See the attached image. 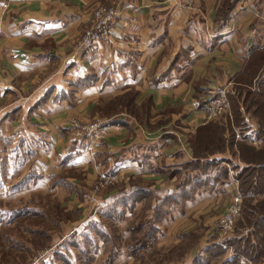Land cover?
I'll list each match as a JSON object with an SVG mask.
<instances>
[{
  "label": "crops",
  "instance_id": "0c3cea01",
  "mask_svg": "<svg viewBox=\"0 0 264 264\" xmlns=\"http://www.w3.org/2000/svg\"><path fill=\"white\" fill-rule=\"evenodd\" d=\"M97 5L117 12L108 40L63 70ZM263 50L264 0H240L226 15L222 0H0V140L22 139L37 158L51 151L83 178L150 177L151 162L191 158L185 128L202 118L198 105ZM73 118L103 121L107 137L74 142ZM55 181L88 190L79 177Z\"/></svg>",
  "mask_w": 264,
  "mask_h": 264
},
{
  "label": "rangeland",
  "instance_id": "374dc122",
  "mask_svg": "<svg viewBox=\"0 0 264 264\" xmlns=\"http://www.w3.org/2000/svg\"><path fill=\"white\" fill-rule=\"evenodd\" d=\"M222 1L224 6L229 3V0ZM98 7L111 6L97 5L88 12V19ZM261 53L264 57V50ZM262 65V70H264V63ZM234 83L233 80L229 90L235 87ZM234 97H236L235 101L238 98L239 103L244 102V105L239 104L244 108V111L242 110L240 115L236 114L235 118L233 117V126L247 124L249 135L252 136L257 130L256 121L253 120L251 114H245V108H249V104H253L250 107L251 110L249 109L252 111L258 104L251 103L253 98L248 94L241 95L240 92L239 94L236 92ZM234 97L232 96L233 99ZM230 112L231 107L229 106V111L224 114ZM257 114L261 115L264 120L262 110L257 111ZM221 116L206 119L205 114L202 113V118L193 119L188 123L185 128L187 145L184 147L185 153L187 148L192 156L190 144L198 128ZM73 120L82 124L93 121H82L76 118ZM166 129L168 128L162 127L150 134L156 138L162 133L161 131L167 133ZM240 129H235V143L242 141ZM22 141V139L0 140V209L7 215L8 211L13 212L19 209H30L40 212V214L24 216L8 224H5L4 221L0 222V264H49L55 252L65 254L62 248L68 249L73 264H84L79 259L82 257L80 254L90 256V264H192L196 257L203 256L208 245L214 242L221 245L224 240V237L220 239L224 233L219 232L216 225H220L229 209L232 196L236 194V191L238 192L235 178L241 172L243 164L237 159L238 150L236 148V158H230V161L222 164L228 170L230 177L229 183L223 189L218 186L213 192L197 195L183 209L172 210L162 224L157 225L152 221L153 211L151 209L155 205V199L150 202L149 209L144 207L147 204L145 202L135 204L130 211L124 213L120 221L118 219L115 223L103 220L101 215L119 198L116 196L113 199V196L118 192L127 194L133 188L146 187L156 191V194L163 195L172 191L179 181L175 172L181 173L180 179L192 177L193 174L186 168V161L189 159L186 155L180 152V155L165 162L150 161L153 167H146L150 177L131 176L126 174V169L122 170L117 184H108L98 189L99 178L105 174H99L92 179L91 176L83 178L80 174H75L68 169L63 170V167L58 163V158L51 151L41 150L38 158L37 155L28 157L26 153L31 154L30 149L27 143ZM248 143L256 150L262 147L259 142H253L252 139H249ZM38 165L41 167L39 168ZM62 176L79 177L83 187L88 190L80 193L71 188L55 185V180ZM153 177H158V179ZM129 181L131 182L130 186ZM164 187L167 189H156ZM85 192L87 196L90 195L88 201L91 203L83 198ZM197 197H200V201H195ZM92 203L95 205L92 206ZM242 206L243 200L241 212ZM92 220L97 223L102 220L101 226L107 234L109 242L107 246H104L98 238L93 237L97 247L96 250L88 254L87 251L90 250L88 244L79 234L85 233L84 228ZM137 227H140V230H137ZM132 230H137L134 235L131 234ZM76 231H79V234ZM34 232H46L51 237L49 240L43 239ZM214 236L216 239L213 238ZM235 236H237L236 232ZM76 240L82 242L79 253L69 245ZM232 254L229 250L224 258L231 257ZM215 264H220V262Z\"/></svg>",
  "mask_w": 264,
  "mask_h": 264
},
{
  "label": "trees",
  "instance_id": "16d2710c",
  "mask_svg": "<svg viewBox=\"0 0 264 264\" xmlns=\"http://www.w3.org/2000/svg\"><path fill=\"white\" fill-rule=\"evenodd\" d=\"M238 1L229 0L228 5L224 6L225 15L230 13ZM262 56L263 54L258 52L252 58H249L243 71L234 78L235 83L233 85L235 87L231 90L229 88L224 93L230 103L231 112L223 114L219 119L209 122L196 131L190 144L192 156L186 161V168L193 176L180 179L181 173L175 172L179 181L172 191L163 195L156 194V191L154 192L146 187L133 188L127 194L118 192L113 196V199L116 196L119 198L102 213L103 220L112 223L117 222L118 219L120 221L124 213L130 211L135 204L145 202L147 204L144 207L149 209L150 202L155 199V205L153 208L151 207L153 211L152 221L157 225L162 224L172 210L179 211L188 202L193 201L197 195L213 192L218 186L223 189L229 183L228 170L222 164L230 161V158H236V148L238 150L237 159L243 164L241 172L235 178L238 184V193L243 200L241 216L235 222L233 230L224 236L221 245L215 242L208 245L203 256L196 257L192 264H215L216 262H220V264H246L245 262L264 264V120L261 115L257 114V111L261 110L264 113V70L261 67L264 63V57ZM236 92L238 94L240 92L241 95H251L253 98L251 103L258 104L252 111H250V107L253 104H249V108H245V114H251L253 120L256 121L257 130L254 131L252 136L249 135L247 124L233 126V117L236 114L240 115L242 110L244 111V108L239 106V104L244 105V102L239 103L238 98L235 101L236 97L234 95ZM238 128H241L242 141L235 143V129ZM249 139H252L253 142H259L262 147L256 150L254 146L249 145ZM17 147H20V145H17ZM26 154L28 157L31 156L28 152ZM180 154V152H176L174 158ZM7 213L8 215L0 209V222L4 221L5 224H8L24 216L40 214V212L31 211L30 209H19ZM94 221L92 220L84 228V234L80 235L79 231H76L87 242L90 249L87 251L88 254L96 250L97 247L93 237L98 238L104 246H107L109 242L107 234L101 226L102 220L99 223ZM137 230H140V227H137ZM137 230H132L131 234L134 235ZM235 232L237 236H235ZM34 234L48 240L51 237L46 232H34ZM213 238L216 239V236ZM81 243L76 240L69 245L79 253ZM62 249L65 254L55 252L49 264H73L68 249ZM229 250L233 254L231 257L224 258ZM80 255L82 257L79 259L84 264H90V256Z\"/></svg>",
  "mask_w": 264,
  "mask_h": 264
},
{
  "label": "built area",
  "instance_id": "2783aa9c",
  "mask_svg": "<svg viewBox=\"0 0 264 264\" xmlns=\"http://www.w3.org/2000/svg\"><path fill=\"white\" fill-rule=\"evenodd\" d=\"M117 12L113 7H98L94 10L89 17L88 27L84 33L78 39L74 53L71 57L67 58L63 64V70H68L70 66L75 62L76 54L78 52L87 51L93 48L96 44L106 41L109 38V29L113 21L115 20ZM212 99L203 102L198 105V108L206 119L215 118L221 116L225 112L229 111V102L224 94L211 97ZM69 130L71 132L72 139L74 141H87L99 142L104 140L107 136V128L104 126V122L95 119L87 124H82L77 120L69 121ZM120 172L110 173L108 175H101L99 178L98 189L108 184H117L120 179ZM97 188V187H96ZM102 191V190H101ZM96 196V195H93ZM242 199L239 193L236 191L230 200L229 209L224 216L220 225H216L219 232L224 233L226 236L232 231L235 222L238 220L241 214ZM219 238V237H217Z\"/></svg>",
  "mask_w": 264,
  "mask_h": 264
}]
</instances>
